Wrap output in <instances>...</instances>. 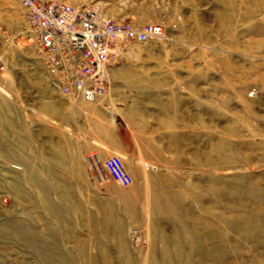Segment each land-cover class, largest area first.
I'll return each mask as SVG.
<instances>
[{
	"label": "rangeland",
	"instance_id": "1",
	"mask_svg": "<svg viewBox=\"0 0 264 264\" xmlns=\"http://www.w3.org/2000/svg\"><path fill=\"white\" fill-rule=\"evenodd\" d=\"M46 1L163 35L108 68L92 129L124 153L120 189L75 173L70 103L35 112L57 90L0 0V264H264V0Z\"/></svg>",
	"mask_w": 264,
	"mask_h": 264
},
{
	"label": "built area",
	"instance_id": "2",
	"mask_svg": "<svg viewBox=\"0 0 264 264\" xmlns=\"http://www.w3.org/2000/svg\"><path fill=\"white\" fill-rule=\"evenodd\" d=\"M28 28L34 35L49 84L63 96L93 102L105 95L108 68L131 43H144L163 35L159 24L136 27L117 22L88 7L46 0H18ZM92 176L108 179L120 189L133 180L119 154L100 160L87 157ZM137 231L129 229V237Z\"/></svg>",
	"mask_w": 264,
	"mask_h": 264
},
{
	"label": "crops",
	"instance_id": "3",
	"mask_svg": "<svg viewBox=\"0 0 264 264\" xmlns=\"http://www.w3.org/2000/svg\"><path fill=\"white\" fill-rule=\"evenodd\" d=\"M46 82L49 84L45 75ZM50 85V84H49ZM56 98L53 96V92L48 88H42L39 92L40 99L35 103V112L45 119L55 118L51 113L52 108L59 106L61 102H67L71 104L70 112L72 118L70 122H65L63 118L56 117L55 119L67 127L79 128L80 138L77 143V151L74 152V159L76 160L77 169L79 171L75 173H81L88 175V162L87 157L95 154L100 160H104L111 155L119 154L123 157L124 153L117 147L115 143L107 141L94 132L92 129L93 124L99 120L100 112L105 110L102 100L104 95L98 97L93 102H86L82 99H72L70 97L63 96L58 90ZM51 109V110H49ZM131 171V170H130ZM131 191H137V188H131ZM142 205L140 198L135 197L134 205Z\"/></svg>",
	"mask_w": 264,
	"mask_h": 264
}]
</instances>
